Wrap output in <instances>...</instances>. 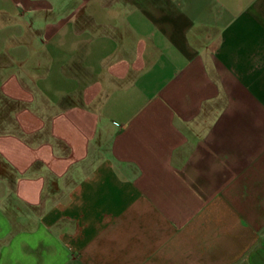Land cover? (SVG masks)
<instances>
[{
  "label": "crops",
  "instance_id": "obj_1",
  "mask_svg": "<svg viewBox=\"0 0 264 264\" xmlns=\"http://www.w3.org/2000/svg\"><path fill=\"white\" fill-rule=\"evenodd\" d=\"M0 264H264V0H0Z\"/></svg>",
  "mask_w": 264,
  "mask_h": 264
}]
</instances>
